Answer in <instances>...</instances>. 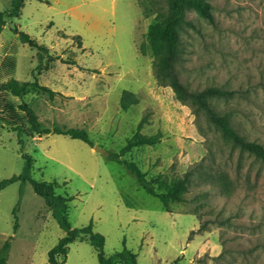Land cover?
<instances>
[{"label":"rangeland","instance_id":"1","mask_svg":"<svg viewBox=\"0 0 264 264\" xmlns=\"http://www.w3.org/2000/svg\"><path fill=\"white\" fill-rule=\"evenodd\" d=\"M213 21L193 11L194 27L181 32L175 71L191 91H232L212 99L242 137L264 145V0H206ZM13 0H0V14ZM165 0H25L0 33V87L14 79L37 80L55 92L19 98L44 128L85 130L94 146L118 153L143 122L142 135L161 136L155 146L134 148L121 159L147 178L167 182L189 175L185 202L171 212L148 195L123 165L81 140L48 134L21 136L0 121V181L19 176L24 155L31 176L57 184L72 198L73 229L91 223L105 237L110 257L124 249L137 264H264V161L224 137L205 112L176 98L160 82L149 27L167 13ZM17 28L49 53L24 43ZM146 50L142 54L141 49ZM130 91L137 104L123 111ZM19 113L24 116L19 110ZM17 220L18 227L15 229ZM30 183L17 181L0 193V250L6 264H50L49 252L65 236ZM67 264H99L86 241L69 246Z\"/></svg>","mask_w":264,"mask_h":264},{"label":"trees","instance_id":"2","mask_svg":"<svg viewBox=\"0 0 264 264\" xmlns=\"http://www.w3.org/2000/svg\"><path fill=\"white\" fill-rule=\"evenodd\" d=\"M167 5V13L161 15L156 23L149 27L148 38L151 42V47L154 52L155 71L160 82H167L175 92L176 98L184 103H190L197 107L198 110L205 112L209 121L216 126L221 133L239 147L242 151L252 154L259 160L264 161V145L257 141L247 140L242 137L233 127L229 118L218 113L211 103L212 99L227 98L233 93L230 90L208 87L201 91L189 90L180 80L178 73L175 71V63L179 57L180 47L182 42L181 32L185 27H194L192 22L187 20V12L193 11L202 18L213 21V13L211 4L206 0H165ZM25 0H13L12 8L9 12L0 14V33L6 25L7 18H16L19 16L20 10L24 5ZM14 32L19 34L21 40L30 47L39 51L40 59L49 53V49L40 45L29 34L14 29ZM142 54H146L145 49H141ZM1 92H9L15 97H25L28 94L35 92L48 93L51 98L55 92L50 88L42 86L37 80L18 82L14 79L4 83L0 87ZM121 108L127 111L131 106L137 104L138 100L130 91H124L121 98ZM21 110L24 116L19 113ZM0 121L8 125H12L13 132H16L20 143H23L21 136L34 137L44 136L48 134H58L68 136L72 139H77L85 142L90 147H94L89 134L85 130L55 128L53 130L44 128L39 122L36 113L28 106L27 103H22L16 106L10 100H6L0 94ZM143 122L139 125L138 131L133 134V137L127 139L126 144L120 148L118 153H110V159L126 167L137 179L142 189L151 197L159 200L163 209L166 212H171L170 205L172 203H183L185 196L189 190V175L183 178L176 179L172 182H167L159 178H147L146 173L142 172L135 163L122 160L121 158L130 153L134 148L142 146H155L161 139L157 135H142L140 129ZM25 164L23 172L19 176H14L10 179L0 181V193L9 185L20 181L22 184L30 183L35 193L42 197L46 206L51 210L54 218L65 231V236L60 239L59 243L49 252L48 261L50 264H67L70 244L76 241H86L90 243L96 250L99 264H137V255L130 250L124 249L114 255L108 257L104 252L105 237L93 231V224L73 229L68 219L69 204L72 198L57 194V184L47 181H36L31 176L32 158L29 155H24ZM185 202V201H184ZM18 223L15 222V229ZM10 242L6 241L0 250V264H6L9 257Z\"/></svg>","mask_w":264,"mask_h":264},{"label":"water","instance_id":"3","mask_svg":"<svg viewBox=\"0 0 264 264\" xmlns=\"http://www.w3.org/2000/svg\"><path fill=\"white\" fill-rule=\"evenodd\" d=\"M94 150L101 153L105 157H109L110 153L106 151L105 149L100 148L99 146H94Z\"/></svg>","mask_w":264,"mask_h":264}]
</instances>
